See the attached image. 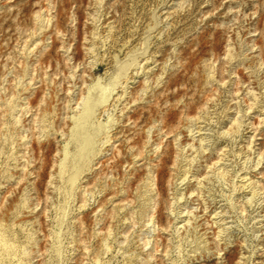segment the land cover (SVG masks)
<instances>
[{
	"label": "rangeland",
	"instance_id": "374dc122",
	"mask_svg": "<svg viewBox=\"0 0 264 264\" xmlns=\"http://www.w3.org/2000/svg\"><path fill=\"white\" fill-rule=\"evenodd\" d=\"M0 264H264V0H0Z\"/></svg>",
	"mask_w": 264,
	"mask_h": 264
}]
</instances>
